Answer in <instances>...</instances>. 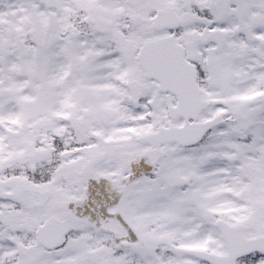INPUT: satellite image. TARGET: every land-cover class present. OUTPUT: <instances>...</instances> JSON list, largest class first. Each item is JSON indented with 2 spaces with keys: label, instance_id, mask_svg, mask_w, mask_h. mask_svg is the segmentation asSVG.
Listing matches in <instances>:
<instances>
[{
  "label": "snow or ice",
  "instance_id": "1",
  "mask_svg": "<svg viewBox=\"0 0 264 264\" xmlns=\"http://www.w3.org/2000/svg\"><path fill=\"white\" fill-rule=\"evenodd\" d=\"M0 264H264V0H0Z\"/></svg>",
  "mask_w": 264,
  "mask_h": 264
}]
</instances>
